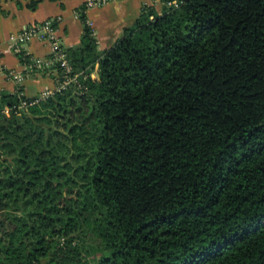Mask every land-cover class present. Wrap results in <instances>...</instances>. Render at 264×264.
Returning <instances> with one entry per match:
<instances>
[{
	"label": "trees",
	"instance_id": "16d2710c",
	"mask_svg": "<svg viewBox=\"0 0 264 264\" xmlns=\"http://www.w3.org/2000/svg\"><path fill=\"white\" fill-rule=\"evenodd\" d=\"M162 1L0 113V264H264V0Z\"/></svg>",
	"mask_w": 264,
	"mask_h": 264
},
{
	"label": "crops",
	"instance_id": "0c3cea01",
	"mask_svg": "<svg viewBox=\"0 0 264 264\" xmlns=\"http://www.w3.org/2000/svg\"><path fill=\"white\" fill-rule=\"evenodd\" d=\"M31 0H0V99L3 93L14 94L20 90L24 96L34 98L43 91L58 86L57 70L53 65L38 67L36 59H51L52 45L37 37L25 44V52L32 65L21 62L7 41L10 34L20 31L29 23L52 18L57 28L59 44L64 48L78 46L84 25L78 11L87 0H38L34 9L27 5ZM163 10L162 0H111L102 7L86 8L88 24L94 32L97 50L110 48L122 35L125 28L132 26L143 6ZM35 67V68H34ZM22 77L19 81L17 77Z\"/></svg>",
	"mask_w": 264,
	"mask_h": 264
},
{
	"label": "built area",
	"instance_id": "2783aa9c",
	"mask_svg": "<svg viewBox=\"0 0 264 264\" xmlns=\"http://www.w3.org/2000/svg\"><path fill=\"white\" fill-rule=\"evenodd\" d=\"M110 1L111 0H87L86 8L102 7ZM181 2L182 0H172L168 2V6L178 7ZM35 37L49 42L53 47V57L51 59H36L35 64L38 67H46L48 65L59 63L60 66L65 70V72L67 74H70L72 72V68L68 59V54L66 50L59 44L57 28L52 18H48L41 22L29 23L25 25L20 31L10 34L7 41L9 42L11 49L15 53L19 55H27L24 46ZM1 44L2 40H0V46ZM80 75L81 73H77L69 76L64 82L58 83V86L55 89H47L43 91L39 96L32 98V100L22 98L20 104L14 105L13 107H6L4 108V110L0 111V113L2 112L4 114H10L12 110L19 111L22 108H28L33 104L39 103L40 101L54 95L56 92H60L63 89H66L69 84L77 82ZM17 78L19 81L23 80L22 77ZM19 96H24L23 92L20 91Z\"/></svg>",
	"mask_w": 264,
	"mask_h": 264
},
{
	"label": "rangeland",
	"instance_id": "374dc122",
	"mask_svg": "<svg viewBox=\"0 0 264 264\" xmlns=\"http://www.w3.org/2000/svg\"><path fill=\"white\" fill-rule=\"evenodd\" d=\"M95 69H96V66H95V68L92 71V77L97 78L98 74H97V71ZM81 75H82V73H81ZM6 115H9V114H6Z\"/></svg>",
	"mask_w": 264,
	"mask_h": 264
}]
</instances>
